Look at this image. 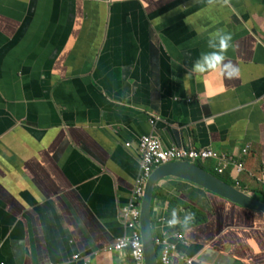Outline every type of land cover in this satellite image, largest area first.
I'll return each instance as SVG.
<instances>
[{
    "label": "crops",
    "instance_id": "obj_1",
    "mask_svg": "<svg viewBox=\"0 0 264 264\" xmlns=\"http://www.w3.org/2000/svg\"><path fill=\"white\" fill-rule=\"evenodd\" d=\"M142 135L225 154L204 166L264 204V0H0V264H135L108 247ZM150 217L172 264H264V211L169 176Z\"/></svg>",
    "mask_w": 264,
    "mask_h": 264
},
{
    "label": "built area",
    "instance_id": "obj_2",
    "mask_svg": "<svg viewBox=\"0 0 264 264\" xmlns=\"http://www.w3.org/2000/svg\"><path fill=\"white\" fill-rule=\"evenodd\" d=\"M150 122L151 124L155 123L154 120H151ZM129 145L130 143H126V146ZM138 152L140 155L139 172L134 181L131 198L121 212L123 225L129 230V232L115 240L108 249L119 252L128 250L135 264H145L144 247L139 229V220L144 186L153 170L162 164L173 161L198 163L199 161L205 162L206 160L214 159L217 161L214 171L216 173H222L227 164H230L231 162L225 154L217 152L211 148L196 149L190 146L166 147L159 137L153 135H142L140 137ZM234 166L236 169L242 170L241 163H235ZM168 221L169 220H165L167 226H175V224L170 225ZM174 237L177 240H183V235L178 231L174 233ZM153 240L155 246L158 247L161 264H172V257L176 248L175 245L171 244L166 238L159 236L154 237ZM79 259L80 257L78 254L72 256L73 262ZM187 261L188 264L192 263L191 259H188Z\"/></svg>",
    "mask_w": 264,
    "mask_h": 264
},
{
    "label": "water",
    "instance_id": "obj_3",
    "mask_svg": "<svg viewBox=\"0 0 264 264\" xmlns=\"http://www.w3.org/2000/svg\"><path fill=\"white\" fill-rule=\"evenodd\" d=\"M173 176L192 182L212 193L223 196L241 206L264 211V204L249 194L225 182L216 174L206 170L198 163L173 161L156 167L144 186L140 212V233L144 247L146 264H158L156 247L151 231V203L156 185L163 178Z\"/></svg>",
    "mask_w": 264,
    "mask_h": 264
},
{
    "label": "clouds",
    "instance_id": "obj_4",
    "mask_svg": "<svg viewBox=\"0 0 264 264\" xmlns=\"http://www.w3.org/2000/svg\"><path fill=\"white\" fill-rule=\"evenodd\" d=\"M217 39L218 44L216 47L219 49V51H215L210 54H202V56L194 63V69L196 72L203 73L205 71L214 70L218 66H221V63L224 60V51L231 46L230 42L232 37L231 34L224 33L219 34ZM223 67L229 69L226 73H224L226 77L231 78L237 74L238 69L231 64L226 63L223 65ZM186 220L187 217H185V221ZM168 223L170 225L177 223L175 212L172 213V219L169 220Z\"/></svg>",
    "mask_w": 264,
    "mask_h": 264
},
{
    "label": "trees",
    "instance_id": "obj_5",
    "mask_svg": "<svg viewBox=\"0 0 264 264\" xmlns=\"http://www.w3.org/2000/svg\"><path fill=\"white\" fill-rule=\"evenodd\" d=\"M198 164H199L200 166H204L203 161H199ZM222 178H225V177H222ZM229 182H230V181H229ZM230 183H231V182H230Z\"/></svg>",
    "mask_w": 264,
    "mask_h": 264
},
{
    "label": "rangeland",
    "instance_id": "obj_6",
    "mask_svg": "<svg viewBox=\"0 0 264 264\" xmlns=\"http://www.w3.org/2000/svg\"><path fill=\"white\" fill-rule=\"evenodd\" d=\"M203 168H205L206 170H208V171H210L211 172V170L209 169V168H207V167H205V166H202ZM213 173V172H212Z\"/></svg>",
    "mask_w": 264,
    "mask_h": 264
}]
</instances>
